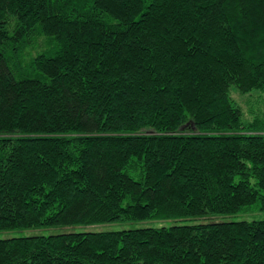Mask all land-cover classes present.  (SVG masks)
<instances>
[{"label":"trees","instance_id":"1","mask_svg":"<svg viewBox=\"0 0 264 264\" xmlns=\"http://www.w3.org/2000/svg\"><path fill=\"white\" fill-rule=\"evenodd\" d=\"M264 0H0V264H264Z\"/></svg>","mask_w":264,"mask_h":264},{"label":"rangeland","instance_id":"2","mask_svg":"<svg viewBox=\"0 0 264 264\" xmlns=\"http://www.w3.org/2000/svg\"><path fill=\"white\" fill-rule=\"evenodd\" d=\"M231 97L242 109L244 117L250 118L251 114L264 113V92L252 90L250 92L242 93L235 87H231ZM214 220H251L264 218V209H260L257 204H251L234 213L211 215L208 217ZM190 219H148L142 221H114L104 222L89 226H65V227H38L27 229H10L0 230V238L10 236H25L35 234H49L66 230H114L123 228H136L147 226H161L172 223L188 222Z\"/></svg>","mask_w":264,"mask_h":264}]
</instances>
